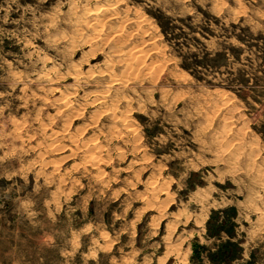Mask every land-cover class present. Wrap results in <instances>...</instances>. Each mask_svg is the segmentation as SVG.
<instances>
[{
  "label": "rangeland",
  "instance_id": "obj_1",
  "mask_svg": "<svg viewBox=\"0 0 264 264\" xmlns=\"http://www.w3.org/2000/svg\"><path fill=\"white\" fill-rule=\"evenodd\" d=\"M229 231L264 264V0H0V264H227Z\"/></svg>",
  "mask_w": 264,
  "mask_h": 264
},
{
  "label": "trees",
  "instance_id": "obj_2",
  "mask_svg": "<svg viewBox=\"0 0 264 264\" xmlns=\"http://www.w3.org/2000/svg\"><path fill=\"white\" fill-rule=\"evenodd\" d=\"M227 234L230 240L226 242L225 244H222L218 251V254H216V256L211 258L213 263L226 262L227 264H229V263H232L234 260L238 259L234 255L235 254L234 252L239 251L238 250L239 246L236 243H233L231 241V239L234 238L235 233L233 231H229ZM213 236L217 237L219 236V234L215 233Z\"/></svg>",
  "mask_w": 264,
  "mask_h": 264
},
{
  "label": "bare ground",
  "instance_id": "obj_3",
  "mask_svg": "<svg viewBox=\"0 0 264 264\" xmlns=\"http://www.w3.org/2000/svg\"><path fill=\"white\" fill-rule=\"evenodd\" d=\"M104 7V6H103ZM101 10H99L98 12H100ZM113 26V25H112Z\"/></svg>",
  "mask_w": 264,
  "mask_h": 264
}]
</instances>
